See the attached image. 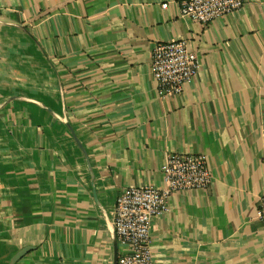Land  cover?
I'll return each instance as SVG.
<instances>
[{
    "label": "crops",
    "instance_id": "0c3cea01",
    "mask_svg": "<svg viewBox=\"0 0 264 264\" xmlns=\"http://www.w3.org/2000/svg\"><path fill=\"white\" fill-rule=\"evenodd\" d=\"M181 2L0 0V264H115L117 196L163 187L171 153L205 154L213 182L169 197L154 264H264V0L208 24ZM173 40L200 68L163 96Z\"/></svg>",
    "mask_w": 264,
    "mask_h": 264
},
{
    "label": "built area",
    "instance_id": "2783aa9c",
    "mask_svg": "<svg viewBox=\"0 0 264 264\" xmlns=\"http://www.w3.org/2000/svg\"><path fill=\"white\" fill-rule=\"evenodd\" d=\"M244 3L245 0H182L181 14L208 24L242 8ZM199 68L198 54L185 40L158 43L153 50L151 70L163 96L182 94ZM161 171L163 187L132 186L117 196L114 227L121 244L118 264H154L152 222L167 209L169 197L178 191L205 190L213 182L208 158L202 153H171ZM258 217L264 222V192L259 198Z\"/></svg>",
    "mask_w": 264,
    "mask_h": 264
},
{
    "label": "water",
    "instance_id": "95a60500",
    "mask_svg": "<svg viewBox=\"0 0 264 264\" xmlns=\"http://www.w3.org/2000/svg\"><path fill=\"white\" fill-rule=\"evenodd\" d=\"M78 143H79L80 146H82L81 143L79 142V140H78ZM32 249H33V246H27V247L21 249L19 252H17L13 256V258L11 259V264H14L16 261L21 259L25 254H27ZM118 258H119V254H118V250H116V253H115V264H118Z\"/></svg>",
    "mask_w": 264,
    "mask_h": 264
}]
</instances>
